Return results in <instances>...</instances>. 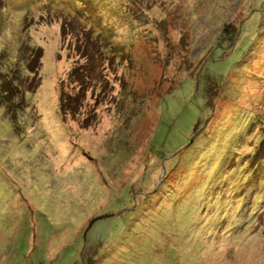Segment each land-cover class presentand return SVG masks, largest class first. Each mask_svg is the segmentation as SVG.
I'll return each mask as SVG.
<instances>
[{
	"label": "rangeland",
	"instance_id": "rangeland-1",
	"mask_svg": "<svg viewBox=\"0 0 264 264\" xmlns=\"http://www.w3.org/2000/svg\"><path fill=\"white\" fill-rule=\"evenodd\" d=\"M2 1L0 72L44 55L15 113L0 89V264H264V0ZM98 32L122 53L64 122Z\"/></svg>",
	"mask_w": 264,
	"mask_h": 264
},
{
	"label": "trees",
	"instance_id": "trees-1",
	"mask_svg": "<svg viewBox=\"0 0 264 264\" xmlns=\"http://www.w3.org/2000/svg\"><path fill=\"white\" fill-rule=\"evenodd\" d=\"M84 4H86L84 0H66L64 5L69 7L68 12L72 10L75 14L79 13V19H82L80 9ZM2 6L3 1L0 0V9ZM129 10L130 18L132 20L134 18L136 20L140 19V16L137 13L135 14L132 9ZM232 27V25H227L224 29V35H227L231 44L236 40L238 33V30H235ZM107 30H109V28H107ZM104 35V33L102 34V32H98L96 36L94 35V38L93 36L91 37L89 43L91 45L90 47L86 46L84 48H78L77 54L79 55V59L75 62V65L69 71L67 77L60 82L58 107L59 114L64 122L69 120L68 117L71 120H76L83 116L85 113L83 112L85 101L84 88L88 85V82L91 81L92 77L94 79L98 73L100 76L103 75L101 74V70L104 69L105 66H102V62H105L106 60L110 61V58H113L118 54L121 55L122 53L123 49L118 45H113L110 41L106 43V39L108 40L109 38L107 37L108 34ZM43 55L44 51L41 47H32L27 42H23L19 49V58L15 67L10 70L9 74L0 72V89L3 103L8 106L10 112L15 113L16 108L24 105L22 103L23 100L24 102L26 101V95L35 94L40 88L42 84L40 72ZM4 57L5 54L0 52V61ZM21 66L25 68L27 72L26 76L22 75ZM31 79H34V83L33 81L31 82ZM69 87H73L71 91L68 89ZM72 91L75 92L73 93ZM92 117V115L86 113L84 119L79 120L80 127L82 129L90 128L94 124ZM93 222L94 221H92V223Z\"/></svg>",
	"mask_w": 264,
	"mask_h": 264
}]
</instances>
